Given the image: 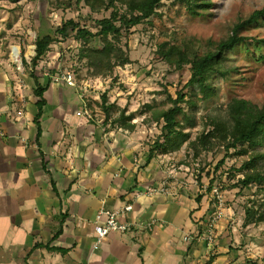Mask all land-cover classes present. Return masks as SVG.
<instances>
[{
    "label": "crops",
    "instance_id": "crops-1",
    "mask_svg": "<svg viewBox=\"0 0 264 264\" xmlns=\"http://www.w3.org/2000/svg\"><path fill=\"white\" fill-rule=\"evenodd\" d=\"M50 66L39 74L46 104L37 137L33 82L25 75L20 85L0 49V264H241L226 219L212 244L204 239L215 209L210 181L199 186L159 156L147 160L150 130H110L96 104L97 81L56 83L62 70ZM169 175V194L135 199ZM128 204L121 222L129 230L93 250L97 212Z\"/></svg>",
    "mask_w": 264,
    "mask_h": 264
},
{
    "label": "rangeland",
    "instance_id": "rangeland-1",
    "mask_svg": "<svg viewBox=\"0 0 264 264\" xmlns=\"http://www.w3.org/2000/svg\"><path fill=\"white\" fill-rule=\"evenodd\" d=\"M210 1L211 8L200 14L188 12L186 4L176 0L163 2L157 10V15L147 23L133 28L132 33H122L125 36L123 43H127L131 63L123 68H117L113 78L91 79L97 81L93 89L99 96L108 91L110 103L121 102L122 105L126 103L124 107H127L128 111L134 109L129 113H137L147 104L158 110L169 107L164 95L161 94L162 91L166 90L175 96V93L188 82L190 74L187 69L178 72L154 59L156 42L170 39L174 34L179 38L190 36L200 47V53L204 54L210 48L209 41L216 43L227 38L236 23L264 6V0ZM109 14L110 12L91 13L84 5L73 6L69 10H49L44 0H21L18 3L0 0L2 59L7 60L14 71L15 63L10 60L11 48L17 47L20 52L24 50L29 64H23V72H14L24 82L22 76L26 75L27 80L30 78L36 37L53 35L58 26L69 20L90 27L93 31L95 21L108 17ZM8 34L9 39L5 40L4 36ZM240 34L264 39V25L251 26ZM91 45L96 47L97 40L93 39ZM78 47L79 44L72 38L56 43L52 45L46 59L51 68L52 65L59 63L62 72L73 71L79 82L89 78L86 77V71L77 58ZM225 61L234 70L225 79L217 77L212 80L214 94H198V108L194 111L197 125L193 129H186L185 126L182 129L189 133L192 139L201 130L206 118L227 119L226 107L231 99H244L257 107L264 106V48L241 44L225 56ZM77 70H80V77ZM43 71L54 70L45 67ZM40 72L42 71H35V75L39 77ZM140 119L138 116L135 117V121ZM144 128L150 130L144 141L149 147L159 134V127L153 125L151 128ZM159 158L164 159L166 169L176 171L185 179L192 178L199 186L208 187L209 181L213 178L222 183L224 190L222 191L220 186L219 189L223 192L227 204L222 219L228 221L226 225L236 238L235 246L241 252L239 255L242 258L241 264H246V261L264 264V225L243 226L245 205H251L252 201L254 204L264 202V191L256 186L231 189L230 186L236 183V180L228 179L230 173H233L232 170L239 169L246 159L227 158L224 166L213 173L218 161L223 158V153L204 154L200 159L193 160L186 155L185 144L180 151L159 155ZM206 173L212 176L208 177Z\"/></svg>",
    "mask_w": 264,
    "mask_h": 264
},
{
    "label": "trees",
    "instance_id": "trees-1",
    "mask_svg": "<svg viewBox=\"0 0 264 264\" xmlns=\"http://www.w3.org/2000/svg\"><path fill=\"white\" fill-rule=\"evenodd\" d=\"M18 3L21 0H9ZM49 10H69L73 6H86L91 13L110 12L108 17L96 20L94 30L81 26L72 20L63 22L53 35L36 37L34 40L35 56L31 59L30 79L33 82V95L37 98L35 122L37 137L40 134L38 121L42 116V108L46 104L43 88L35 75L38 64L50 52L52 45L62 43L72 38L79 44L77 58L89 79L113 78L117 68H123L131 63L127 50V43H123L122 33H132L133 28L141 26L157 15V10L165 1L175 0H44ZM186 4L188 12L200 14L211 8L210 0H176ZM264 25V6L249 14L243 21L236 23L231 34L213 43L204 54L195 39L190 36L179 38L176 34L170 39L156 42L154 59L167 65L175 71L187 69L190 78L182 89L172 96L166 90L165 101L169 107L163 110L155 109L152 105H144L137 113H128L127 107H119L117 103L108 99V91L100 94L97 106L103 116V124L110 130H125L135 132L138 128L153 125L159 127V134L149 146L147 160L159 155L180 151L186 144V155L193 160L200 159L204 154L223 153L213 173L224 166L227 158H244L246 161L239 169H233L228 179L236 183L234 188H248L256 186L264 191V106L257 107L244 99H231L226 107L227 119L206 118L198 134L192 139L189 133L183 131L193 129L197 125L195 110L198 108V94L213 93L212 80L220 77L227 78L234 70L226 61L225 56L241 44H252L257 48H264V39L245 37L240 33L251 27ZM97 40V46L91 42ZM4 45V44H3ZM6 48V44H5ZM24 55V50L21 52ZM263 59V56L260 55ZM80 77V70H77ZM112 88V86H111ZM90 110L93 111L89 104ZM140 121H135V117ZM229 174V173H228ZM208 177L212 174L206 173ZM211 179L208 190L218 182ZM200 200V198H198ZM245 220L243 226L264 225V202L245 205ZM258 264L246 261V264Z\"/></svg>",
    "mask_w": 264,
    "mask_h": 264
},
{
    "label": "built area",
    "instance_id": "built-area-1",
    "mask_svg": "<svg viewBox=\"0 0 264 264\" xmlns=\"http://www.w3.org/2000/svg\"><path fill=\"white\" fill-rule=\"evenodd\" d=\"M14 48H16L14 50ZM15 51V53H14ZM10 60L12 63H15V70L14 72H23V64H29L28 57L25 55H22L20 52V49L17 47H12L10 51ZM48 61L45 58L38 64V67L36 68L38 71H43L45 67H48ZM31 71V67H30ZM44 72V71H43ZM54 81L56 83H64L69 87H75V77L72 73H63L59 72L57 76L54 78ZM19 84H24V82L21 81V78L19 79ZM22 111H17L16 115L18 117L22 116ZM85 115L90 118V115L88 112H85ZM1 134V129H0ZM172 176L169 175L166 179H164L160 185L157 188H148L144 192H139L135 194V199H139L142 197H150L152 195L157 194H163L167 195L169 194V184L168 180L171 179ZM211 195L215 199V209L213 214L210 217V226L208 227V232L206 237L204 238L205 241L208 244H212L215 235H214V228L217 225V223L222 219V216L224 215V212L227 208V204L225 201V197L223 196V192L218 187V182L215 183L211 189ZM132 211V205L128 204L125 205L122 208L116 209V210H107V209H100L93 221V233L95 236V240L93 243V250L99 249V247L102 244H107L111 240V236L116 233L124 234L126 233L130 225L125 222H121L122 218L129 212ZM154 224V223H152ZM150 223L147 224L145 227H149ZM189 237H185V241H188Z\"/></svg>",
    "mask_w": 264,
    "mask_h": 264
},
{
    "label": "bare ground",
    "instance_id": "bare-ground-1",
    "mask_svg": "<svg viewBox=\"0 0 264 264\" xmlns=\"http://www.w3.org/2000/svg\"><path fill=\"white\" fill-rule=\"evenodd\" d=\"M16 48H14V50H15ZM14 53H15V51H14Z\"/></svg>",
    "mask_w": 264,
    "mask_h": 264
}]
</instances>
